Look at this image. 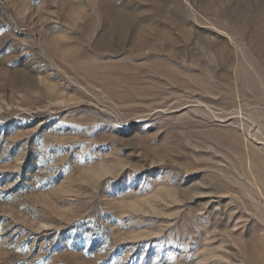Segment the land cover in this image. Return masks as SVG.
<instances>
[{"label": "rangeland", "instance_id": "rangeland-1", "mask_svg": "<svg viewBox=\"0 0 264 264\" xmlns=\"http://www.w3.org/2000/svg\"><path fill=\"white\" fill-rule=\"evenodd\" d=\"M0 264H264V0H0Z\"/></svg>", "mask_w": 264, "mask_h": 264}]
</instances>
